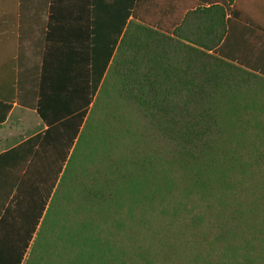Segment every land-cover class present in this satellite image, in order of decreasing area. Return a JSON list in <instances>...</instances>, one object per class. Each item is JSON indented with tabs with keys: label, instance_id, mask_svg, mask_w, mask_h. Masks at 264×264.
<instances>
[{
	"label": "trees",
	"instance_id": "obj_1",
	"mask_svg": "<svg viewBox=\"0 0 264 264\" xmlns=\"http://www.w3.org/2000/svg\"><path fill=\"white\" fill-rule=\"evenodd\" d=\"M231 2L45 0L36 67H0V127L13 104L45 126L0 153V264H125L181 198L201 264H264L263 178L229 181L264 160V77L217 51Z\"/></svg>",
	"mask_w": 264,
	"mask_h": 264
},
{
	"label": "crops",
	"instance_id": "obj_2",
	"mask_svg": "<svg viewBox=\"0 0 264 264\" xmlns=\"http://www.w3.org/2000/svg\"><path fill=\"white\" fill-rule=\"evenodd\" d=\"M220 2L221 0H204L206 5ZM44 3L45 0H29V3L21 9L17 0H0V67L10 65L9 68L17 69V61L22 69L36 67L38 47L31 46L45 37L47 11ZM108 4L104 9L105 16L111 13ZM229 7L232 16L228 18L226 35L217 47L218 54L264 77V0H232ZM18 49L20 52L17 51ZM16 107L29 110L36 115L33 110L13 104L6 121L0 128L6 125ZM38 120L40 121L39 118ZM44 130L45 126L42 122L36 124V127L29 128L32 134L24 140ZM4 150L2 149L0 153Z\"/></svg>",
	"mask_w": 264,
	"mask_h": 264
},
{
	"label": "rangeland",
	"instance_id": "obj_3",
	"mask_svg": "<svg viewBox=\"0 0 264 264\" xmlns=\"http://www.w3.org/2000/svg\"><path fill=\"white\" fill-rule=\"evenodd\" d=\"M251 118L253 119V115ZM36 124H41V122L33 112L19 107L14 108L11 118L6 125L0 128V151L31 135L32 132L29 131V128L36 127ZM260 142L263 143L260 152L264 153V141ZM245 145H250L249 141ZM251 157L242 156V160H240L242 168L236 166L232 173V179L230 175L231 183H258L256 180L259 176L264 181V160L257 159L260 156H256V154ZM181 203V206L178 209L175 208L172 213L168 212V214L159 217L156 216L160 214L156 213L155 216L144 217V222L139 223L135 239L126 240L124 254L120 256V262L125 260V264H201V257L206 255L207 247L199 245V240H196L195 237L191 238L189 232H184V235L179 227L182 229V223L185 222L181 218L182 216L189 220L198 211L203 214L205 209L197 201L181 198ZM203 223H205V219ZM171 224L172 226L168 227L171 232L166 231L164 227ZM240 251L241 249L234 258L236 262L245 261V256L248 255L247 252L241 255ZM262 256L264 258V254ZM253 261L261 262L255 259Z\"/></svg>",
	"mask_w": 264,
	"mask_h": 264
}]
</instances>
